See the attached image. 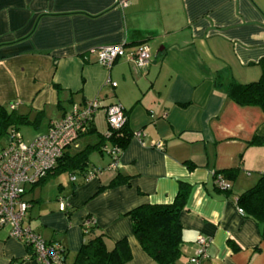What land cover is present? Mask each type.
Listing matches in <instances>:
<instances>
[{
	"label": "crops",
	"instance_id": "crops-1",
	"mask_svg": "<svg viewBox=\"0 0 264 264\" xmlns=\"http://www.w3.org/2000/svg\"><path fill=\"white\" fill-rule=\"evenodd\" d=\"M113 44H122L126 54L147 45L148 66L138 69L124 56L109 69L100 65L99 48ZM261 58L264 0H131L125 8L114 0H0V104H14L31 119L37 112L48 115L43 134L74 104L118 103L131 133L111 166V130H105L103 108L97 109L90 132L65 150L98 145L86 170L69 173L74 179L66 188L59 182L58 195L44 194L47 181L29 186L24 222L63 247L65 264L88 236L89 220L105 235L107 249L127 240L126 264H156L133 236L128 212L172 203L178 182H185L191 190L179 213L182 247L175 264H194L199 236L211 241L199 264H264L259 225L235 202L264 175V143L246 144L264 138V110L240 107L226 94L231 81L258 80ZM237 166L234 179L223 178L228 189L215 184L214 172ZM92 168L100 171L89 177ZM117 173L128 183L100 190ZM0 264L39 262L4 227Z\"/></svg>",
	"mask_w": 264,
	"mask_h": 264
},
{
	"label": "trees",
	"instance_id": "trees-1",
	"mask_svg": "<svg viewBox=\"0 0 264 264\" xmlns=\"http://www.w3.org/2000/svg\"><path fill=\"white\" fill-rule=\"evenodd\" d=\"M258 65L260 67L258 80L246 84L231 81L226 88L227 97L240 107L256 106L264 110V58L258 61ZM53 85L60 90L56 84ZM9 106L0 104V149L3 148L2 140L6 138L11 129H18L19 126L28 123H36L41 115V112H37L33 120L28 114L19 113L15 107L10 108ZM130 137L127 120L122 129L111 131L110 135H107L112 145L117 147L120 152L127 146ZM262 143H264V138L253 136L246 144L247 146H257ZM96 147L98 145L85 147L74 154L64 152L52 171L35 185L43 184L63 172L73 173L86 170L89 153ZM186 164L189 169L194 168L192 162H186ZM239 170L240 167L237 166L216 171L213 173V179H216L217 176L234 179ZM127 183L128 178L117 173L107 185L101 186L100 190ZM190 190L189 184L178 182L177 192L172 203L142 204L128 212L133 236L141 249L156 264H175L181 256L182 227L179 213L185 208ZM235 202L246 216L252 218L259 225L261 234L264 236V175H261L251 188L240 193ZM95 227L90 220L86 224L84 230L88 236L83 240L72 264H126L131 259L127 240L122 238L116 241L111 249H107L105 235L102 232H96L97 228ZM26 249L28 257L33 256L30 246H26ZM64 254L63 249V259Z\"/></svg>",
	"mask_w": 264,
	"mask_h": 264
},
{
	"label": "built area",
	"instance_id": "built-area-1",
	"mask_svg": "<svg viewBox=\"0 0 264 264\" xmlns=\"http://www.w3.org/2000/svg\"><path fill=\"white\" fill-rule=\"evenodd\" d=\"M131 0H114L116 6L125 8ZM126 57L138 69H145L149 64L150 52L145 44H140L132 53L126 54L122 44L101 46L98 50V63L109 69L119 57ZM111 85L115 83L111 82ZM10 108L15 105L11 104ZM103 108L106 123L111 131L123 128L127 117L122 106L118 103L103 106L99 100H88L83 104H74L72 109L61 118L51 120L47 131L34 136L31 140H23L17 129H11L6 136V145L0 149V230L8 228V235L30 246L33 257L39 264H65L63 247L56 242H47L24 222L30 208L26 199L27 188L43 179L56 166L66 149L76 146L78 138L90 127L93 115ZM140 139L141 133L134 134ZM155 147L161 148L160 142ZM109 153L112 155L111 166L117 163L120 150L113 146ZM100 168H92L88 176H93ZM74 179L73 176L70 177ZM215 184L228 189L229 185L222 177L217 176ZM60 210L66 208L62 199L59 200ZM239 213L243 210L238 208ZM88 222H86L87 224ZM210 239L199 236L195 241L196 248L190 257V262L199 264L207 257Z\"/></svg>",
	"mask_w": 264,
	"mask_h": 264
},
{
	"label": "rangeland",
	"instance_id": "rangeland-1",
	"mask_svg": "<svg viewBox=\"0 0 264 264\" xmlns=\"http://www.w3.org/2000/svg\"><path fill=\"white\" fill-rule=\"evenodd\" d=\"M34 120V117H32ZM47 119H48V115L43 116L40 115L38 117V120L36 123H28L25 125H21L18 127V131L20 132V134L23 137V140L28 141L30 140L32 137L38 135V133H40L41 131L44 130V128L46 127V123H47ZM105 130H110L109 126L107 125V123L105 122ZM87 140V139H86ZM2 146L6 145V138L4 140H2ZM83 143V140H82ZM107 146H110L109 144H107ZM76 174V173H74ZM69 172H63L60 174H57L55 177L50 178L47 181V185L48 187H46L44 194L46 193L47 195L49 194H57V184L59 182H62V184L64 185V187L66 188L69 184ZM39 191V189L37 188L34 193H37ZM32 195V194H31ZM58 195V194H57ZM30 196V194L28 195V197Z\"/></svg>",
	"mask_w": 264,
	"mask_h": 264
}]
</instances>
